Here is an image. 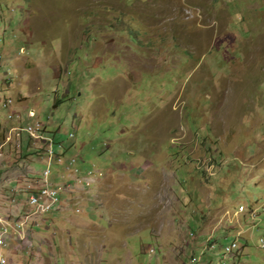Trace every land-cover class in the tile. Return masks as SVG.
Masks as SVG:
<instances>
[{"label":"rangeland","instance_id":"1","mask_svg":"<svg viewBox=\"0 0 264 264\" xmlns=\"http://www.w3.org/2000/svg\"><path fill=\"white\" fill-rule=\"evenodd\" d=\"M0 217L7 264H264V0H0Z\"/></svg>","mask_w":264,"mask_h":264},{"label":"built area","instance_id":"2","mask_svg":"<svg viewBox=\"0 0 264 264\" xmlns=\"http://www.w3.org/2000/svg\"><path fill=\"white\" fill-rule=\"evenodd\" d=\"M27 128H28L29 132H28ZM26 130L29 134H32L34 131H37V133L39 132L38 130L34 129V126H32V124H29L26 127ZM48 147L49 148L47 150H51L52 153L56 152V151L53 152L52 145L50 143H49ZM45 186H47V185L45 184L43 186H40V188L36 191L32 190V194L30 195L29 202H30L31 206L40 207V208H43L44 210H50L57 203H59L61 201L62 197H61V195H58L57 193H51L50 189H47V187H45ZM9 224H10L9 219H7V218L4 219V218L0 217V246H6L7 240L10 238L11 239L14 238V235L6 237V232L8 230ZM262 242H263V239H262ZM233 246H238L237 242H233L231 245H228V248L230 249V253H231ZM0 255L2 256V254H0ZM2 260H5L3 256H2ZM192 260H193V258L191 259L190 263L192 262Z\"/></svg>","mask_w":264,"mask_h":264},{"label":"bare ground","instance_id":"3","mask_svg":"<svg viewBox=\"0 0 264 264\" xmlns=\"http://www.w3.org/2000/svg\"><path fill=\"white\" fill-rule=\"evenodd\" d=\"M24 129H25V128H24ZM30 136H31V134H30ZM35 136H36V135H35ZM242 204H243V203H241L240 206H241ZM240 206H239V208H240ZM245 206H247V205H245V204L242 205V209H241L242 212H243V209L246 211ZM254 211H255V210H252V211H251V213H252L253 216L256 215ZM10 225H11V224H10ZM13 227H14V226H13ZM16 233H17V232H15L14 235H16ZM236 247H238V246H233L231 252H233V249L236 248ZM228 251L230 252V249H229V248H228ZM0 263H1V264H7V261L2 260V256H1V255H0Z\"/></svg>","mask_w":264,"mask_h":264},{"label":"crops","instance_id":"4","mask_svg":"<svg viewBox=\"0 0 264 264\" xmlns=\"http://www.w3.org/2000/svg\"><path fill=\"white\" fill-rule=\"evenodd\" d=\"M15 232H17V230L15 231ZM15 237H16V235H14V239H15ZM15 241V240H14ZM15 242H13V244H14ZM13 244H11V245H13ZM12 252H14V251H12ZM3 256V255H2ZM199 261V258H197V257H194L193 258V260H192V262H191V264H193V263H196V262H198ZM10 264H13V263H10Z\"/></svg>","mask_w":264,"mask_h":264},{"label":"trees","instance_id":"5","mask_svg":"<svg viewBox=\"0 0 264 264\" xmlns=\"http://www.w3.org/2000/svg\"><path fill=\"white\" fill-rule=\"evenodd\" d=\"M226 250L228 251V247L226 248Z\"/></svg>","mask_w":264,"mask_h":264},{"label":"clouds","instance_id":"6","mask_svg":"<svg viewBox=\"0 0 264 264\" xmlns=\"http://www.w3.org/2000/svg\"><path fill=\"white\" fill-rule=\"evenodd\" d=\"M0 254H1V252H0Z\"/></svg>","mask_w":264,"mask_h":264}]
</instances>
